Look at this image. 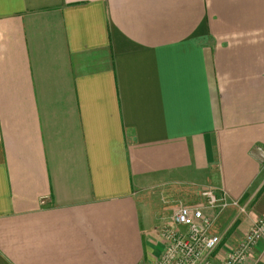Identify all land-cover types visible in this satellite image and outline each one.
<instances>
[{"label":"crops","instance_id":"1","mask_svg":"<svg viewBox=\"0 0 264 264\" xmlns=\"http://www.w3.org/2000/svg\"><path fill=\"white\" fill-rule=\"evenodd\" d=\"M260 147L264 0H0V264L150 262L177 200L220 261L264 217Z\"/></svg>","mask_w":264,"mask_h":264},{"label":"built area","instance_id":"2","mask_svg":"<svg viewBox=\"0 0 264 264\" xmlns=\"http://www.w3.org/2000/svg\"><path fill=\"white\" fill-rule=\"evenodd\" d=\"M264 158V148H259ZM211 207H224L228 203L238 204L237 200L229 201L226 192L217 196L214 187L202 190ZM243 210V206L240 207ZM210 218L197 204L180 203L174 209L169 222L161 225L159 235L163 241L161 252L145 264H244L255 245L264 238V217H258L248 228L237 245L226 256L216 261L214 251L221 240L219 233L208 231ZM251 264H260L256 259Z\"/></svg>","mask_w":264,"mask_h":264},{"label":"rangeland","instance_id":"3","mask_svg":"<svg viewBox=\"0 0 264 264\" xmlns=\"http://www.w3.org/2000/svg\"><path fill=\"white\" fill-rule=\"evenodd\" d=\"M180 202H182V201H180V200L178 201L177 200V201L171 202V203L175 204V206H176V205H178V203L180 204ZM159 223H161V219H158V221L154 222L153 226L156 227V226H158ZM159 227H161V226H159ZM159 227H158V229H159ZM156 228L153 230V233H152V236H151V239H152L153 244L157 247L156 249H158L157 251H155L154 257L156 256V254L158 253V251L161 249V247H159V245H160V242H159L160 241V238H159V236L156 233L157 232L156 231ZM148 261H149V259L145 258L144 261H143V263H146Z\"/></svg>","mask_w":264,"mask_h":264}]
</instances>
